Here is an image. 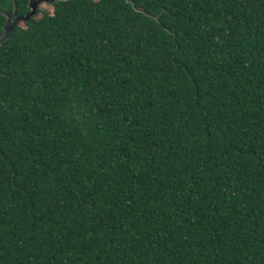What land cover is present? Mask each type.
Returning <instances> with one entry per match:
<instances>
[{"label": "trees", "instance_id": "16d2710c", "mask_svg": "<svg viewBox=\"0 0 264 264\" xmlns=\"http://www.w3.org/2000/svg\"><path fill=\"white\" fill-rule=\"evenodd\" d=\"M49 3L0 41V264H264V0Z\"/></svg>", "mask_w": 264, "mask_h": 264}, {"label": "water", "instance_id": "95a60500", "mask_svg": "<svg viewBox=\"0 0 264 264\" xmlns=\"http://www.w3.org/2000/svg\"><path fill=\"white\" fill-rule=\"evenodd\" d=\"M37 0H34V2ZM31 3V2H30ZM35 7L33 5H30L29 10L22 14H15L12 16V13H8L7 16L3 19L1 23V30H0V41L11 32L12 25L18 20V19H24L28 17L30 14L35 12Z\"/></svg>", "mask_w": 264, "mask_h": 264}, {"label": "flooded vegetation", "instance_id": "af4514ba", "mask_svg": "<svg viewBox=\"0 0 264 264\" xmlns=\"http://www.w3.org/2000/svg\"><path fill=\"white\" fill-rule=\"evenodd\" d=\"M40 1H42V0H37V1H35L34 2V0H26L25 1V3H26V6H27V8H26V10L24 11V12H26L27 10H29V7H30V5H33L34 7H35V12L39 9V7H41V6H39V2ZM48 2L50 1V0H47ZM31 2V3H30ZM24 12H22V13H24ZM8 13H12V16L13 15H15V14H22V13H20V12H15V10H14V6L12 7V9H11V11H5V17L7 16V14ZM4 17V18H5ZM3 18V19H4ZM19 20V19H18ZM3 21V20H2ZM2 23V22H1ZM1 30V29H0Z\"/></svg>", "mask_w": 264, "mask_h": 264}, {"label": "rangeland", "instance_id": "374dc122", "mask_svg": "<svg viewBox=\"0 0 264 264\" xmlns=\"http://www.w3.org/2000/svg\"><path fill=\"white\" fill-rule=\"evenodd\" d=\"M39 6H41V7L44 6V7L48 8L49 10L51 9L50 8V3L47 0L40 1L39 2Z\"/></svg>", "mask_w": 264, "mask_h": 264}]
</instances>
